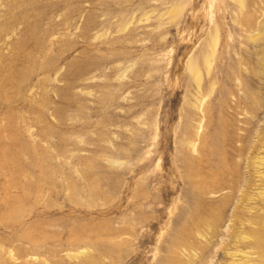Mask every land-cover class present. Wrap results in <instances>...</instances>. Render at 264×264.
<instances>
[{
    "label": "rangeland",
    "instance_id": "rangeland-1",
    "mask_svg": "<svg viewBox=\"0 0 264 264\" xmlns=\"http://www.w3.org/2000/svg\"><path fill=\"white\" fill-rule=\"evenodd\" d=\"M257 227L264 0H0V264H264Z\"/></svg>",
    "mask_w": 264,
    "mask_h": 264
},
{
    "label": "bare ground",
    "instance_id": "bare-ground-1",
    "mask_svg": "<svg viewBox=\"0 0 264 264\" xmlns=\"http://www.w3.org/2000/svg\"><path fill=\"white\" fill-rule=\"evenodd\" d=\"M192 72L194 75L198 74L196 71V68L194 66H192ZM198 77V76H197ZM196 77V78H197ZM199 213V212H198ZM194 220V219H193ZM253 221V220H252ZM261 221V220H260ZM257 222V221H256ZM259 227H257L256 230L251 231L253 239H254V246L260 250H264V233L258 229ZM261 228V227H260ZM263 229V228H262ZM250 233V234H251ZM253 246V247H254Z\"/></svg>",
    "mask_w": 264,
    "mask_h": 264
}]
</instances>
